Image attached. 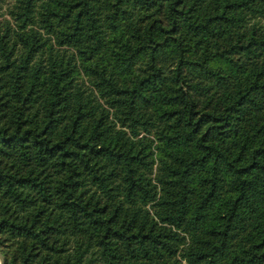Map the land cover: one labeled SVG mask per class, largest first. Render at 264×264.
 <instances>
[{
    "label": "trees",
    "instance_id": "obj_1",
    "mask_svg": "<svg viewBox=\"0 0 264 264\" xmlns=\"http://www.w3.org/2000/svg\"><path fill=\"white\" fill-rule=\"evenodd\" d=\"M8 1L3 264H264V0Z\"/></svg>",
    "mask_w": 264,
    "mask_h": 264
},
{
    "label": "rangeland",
    "instance_id": "obj_2",
    "mask_svg": "<svg viewBox=\"0 0 264 264\" xmlns=\"http://www.w3.org/2000/svg\"><path fill=\"white\" fill-rule=\"evenodd\" d=\"M9 1L8 0H1L0 1V21L3 19L8 18L7 12H6V6L8 5Z\"/></svg>",
    "mask_w": 264,
    "mask_h": 264
},
{
    "label": "water",
    "instance_id": "obj_3",
    "mask_svg": "<svg viewBox=\"0 0 264 264\" xmlns=\"http://www.w3.org/2000/svg\"><path fill=\"white\" fill-rule=\"evenodd\" d=\"M0 264H3V257L1 254H0Z\"/></svg>",
    "mask_w": 264,
    "mask_h": 264
}]
</instances>
